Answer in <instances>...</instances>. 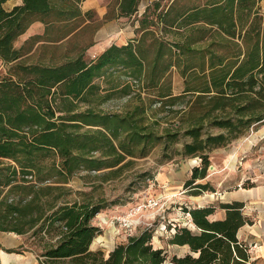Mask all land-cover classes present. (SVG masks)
Here are the masks:
<instances>
[{"label":"trees","instance_id":"obj_1","mask_svg":"<svg viewBox=\"0 0 264 264\" xmlns=\"http://www.w3.org/2000/svg\"><path fill=\"white\" fill-rule=\"evenodd\" d=\"M7 1L0 0V231L39 237L37 264H162L166 254L153 245L154 224L118 241L107 255L91 249L101 230L93 217L133 200L67 199L69 182L81 171L106 180L154 143L180 142L177 153L200 160L184 186L192 195L213 191L205 178L209 151L264 121L261 0H151L141 12L142 0H113L106 16L138 13L135 34L90 58L84 48H63L92 20L82 0H20L5 7ZM36 20L43 32L17 46ZM37 42L34 59L27 58ZM173 69L182 78L178 93ZM113 98H125L121 109L102 106ZM243 207L240 200L182 207L195 229L164 223L168 242L190 249L171 261L252 264L248 243L237 236L253 222ZM218 209L223 217L211 218Z\"/></svg>","mask_w":264,"mask_h":264},{"label":"rangeland","instance_id":"obj_2","mask_svg":"<svg viewBox=\"0 0 264 264\" xmlns=\"http://www.w3.org/2000/svg\"><path fill=\"white\" fill-rule=\"evenodd\" d=\"M144 1L147 0H142L140 9H142ZM167 1L163 0V2ZM112 2L113 0H82L81 9L83 11L91 10L93 13L92 20L80 34L66 41L63 48L69 53L84 48V55L90 58L96 55L105 44L109 42L122 43L127 41L133 33L135 34V28L138 25V13L129 17L109 18L106 13ZM14 3L15 0H8L4 6L10 7ZM261 10L264 12V0H262ZM43 30V23L36 20L25 33L16 39L15 44L21 46L31 36L41 34ZM38 44L40 42H37L27 53V58L34 59L31 54H34L35 46ZM40 52L39 49L37 54ZM4 71L5 66L0 60V73H4ZM170 75L173 91L175 93L180 92L183 86L181 76L175 69L171 71ZM124 102L125 98H113L102 106L106 109L118 110L122 108ZM164 124L166 123L162 121V125ZM180 145V142H175L166 148L163 141L156 142L144 156L127 157L131 158V161L124 165L118 173L111 175L106 180L96 176L99 173H95V171H81L70 180L69 185L72 192L66 197L67 199H73L76 196L93 199L106 198L107 201L115 198H129L133 202L151 196L163 198L161 205L139 211L132 217V232L135 233L147 225H158L152 238L153 245L163 248L166 254V259L162 264H174L171 261L173 255H182L189 252L190 249L186 245L178 246L169 243V238H167L169 231L165 228L164 223L172 221L180 226L195 229L190 217L183 214L182 207L185 205L192 206L197 202H208L215 205L219 202L216 199V193H212V190L203 191L197 202L192 201L191 198L194 197L189 193V189L184 186V181L189 168L200 164V160L192 156L182 157L177 153ZM102 170H109V168ZM205 178L214 187L213 191L232 187L236 180L240 184L242 182L243 185H249L253 179H255L253 183H264V121L231 143L211 149L209 151L207 177ZM197 181L204 182L205 180ZM78 192H81V195ZM128 203L104 207L93 217V224L99 226L101 230L92 240L91 249L100 248L107 255L118 241L124 240L128 236V227L113 219V216L121 213L129 206ZM108 210L110 212L105 213ZM219 211L220 209L216 212ZM51 233L54 234V231ZM41 242L42 240L32 235L31 231L25 234L0 231V251L5 252L4 254H7L5 256L11 261L14 257L19 258L21 261L19 264H37L41 258L38 256L41 250ZM0 263H2L1 260Z\"/></svg>","mask_w":264,"mask_h":264},{"label":"crops","instance_id":"obj_3","mask_svg":"<svg viewBox=\"0 0 264 264\" xmlns=\"http://www.w3.org/2000/svg\"><path fill=\"white\" fill-rule=\"evenodd\" d=\"M149 1L151 0H147L143 2V7L142 9H140V12L143 10L145 4ZM15 3H20V0H15ZM260 4L262 7V0L260 1ZM126 42L127 41L122 42V43H116V44H123ZM111 43L113 42H109L105 44L103 47H101L99 52H101L105 47H107ZM191 168L192 166L189 168L188 175L191 172ZM188 175L185 177V179L188 177ZM254 181L255 179H253V181H251L249 185H243L242 182L240 184L239 181L236 180L232 187L225 188L223 190L218 189L217 191H212V193L213 192L214 194L216 193V199L219 201L227 202L231 200H240L244 202L243 212L246 215L252 216L253 222L251 224L247 223L241 226L237 232V236L241 240L248 243L252 264L253 263L254 264H264V183L263 182L253 183ZM201 196L202 194L193 195L194 198H191V199L192 201L197 202L199 199L198 197H201ZM206 204H208V202L207 203L197 202V204H194V205L203 206ZM109 212L110 210H108V212H105V213H109ZM223 215H224V211L220 209L219 212L212 214L210 217L211 218H221L223 217ZM4 253L5 252L0 251V260L2 262L0 264H19L21 262L19 258L17 257H14L12 261L9 260L7 256H5L7 254H4Z\"/></svg>","mask_w":264,"mask_h":264},{"label":"built area","instance_id":"obj_4","mask_svg":"<svg viewBox=\"0 0 264 264\" xmlns=\"http://www.w3.org/2000/svg\"><path fill=\"white\" fill-rule=\"evenodd\" d=\"M163 198H155V197H147L142 198L140 201L130 202L128 203L129 206L126 207L121 213L113 216L115 221L119 222L121 225L128 227V235L133 234L132 232V224L133 220L132 217L139 211H142L147 208H154L161 205ZM164 199H171V198H164ZM113 222V221H112Z\"/></svg>","mask_w":264,"mask_h":264}]
</instances>
